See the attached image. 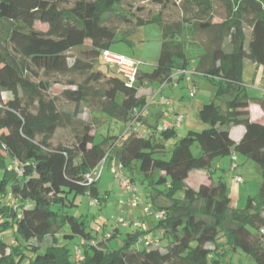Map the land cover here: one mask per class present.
<instances>
[{"label":"trees","instance_id":"1","mask_svg":"<svg viewBox=\"0 0 264 264\" xmlns=\"http://www.w3.org/2000/svg\"><path fill=\"white\" fill-rule=\"evenodd\" d=\"M124 1L77 0L66 8V0H0V264H208L211 253L225 259L237 249L252 264H264V125L251 121L248 111L251 104L264 109V99L250 98L241 82L245 61L264 71V0H156L164 7L177 4L181 18L171 23L161 14L148 20L123 16L136 26L157 23L161 32L155 66L150 72L138 68L133 85L108 65L107 72L96 68L115 38L106 18L117 15ZM216 5L225 16L218 23ZM76 50L82 58L71 60ZM192 62L195 73L218 90L198 111L207 128L187 132L164 160L162 140L174 137L176 128L147 127L150 134L139 136L131 126L147 105L139 91L145 82L158 89L174 73L190 70ZM69 75L84 81L66 82L75 89L62 97L74 110H59L48 97L47 79ZM85 104L123 123L125 140L97 141L78 110ZM143 120L142 112L137 119L142 127ZM239 125L244 134L235 142L230 130ZM60 128L78 129L73 148L51 144ZM194 144L199 156L191 152ZM233 153L261 170L259 193L242 210L231 208L221 178L196 190L185 184L193 170L207 171L210 179L213 162ZM107 159L131 172L137 167L150 179V189L166 186L157 196L168 205H157L151 194L153 207L165 213L156 227L166 246L160 239L157 245H138L140 233H129L120 248H109L105 240L117 228L93 240L87 222L67 212L79 195L99 201L98 179L86 176ZM73 238L81 245L71 254L65 243Z\"/></svg>","mask_w":264,"mask_h":264},{"label":"rangeland","instance_id":"2","mask_svg":"<svg viewBox=\"0 0 264 264\" xmlns=\"http://www.w3.org/2000/svg\"><path fill=\"white\" fill-rule=\"evenodd\" d=\"M75 1L77 0H66L65 7L70 8ZM117 13V15L108 16L105 22L106 26L116 31L114 42L111 44L108 51L111 54L124 56L126 59L136 64L142 72H150L153 66H155L160 53V28L157 23L136 26V20H132V22L125 21L123 16L130 19L132 17H138L148 20L151 17L161 14L164 22L171 23L181 18V12L177 4L174 5L169 2L166 4V7H164L162 3L156 0H125L121 6L118 7ZM214 16V23H218L225 18L224 11L218 5L215 6ZM41 29L45 30V27L42 26ZM198 39L202 41L205 40V35L199 34ZM70 57L71 60L75 57L82 58L77 50L71 52ZM98 60L99 64L96 68H99L102 72H107L108 66L102 54L99 56ZM193 64L194 62H192L190 69L194 67ZM255 72L256 66L254 64L246 63L245 66H243L241 82L243 86L247 87L248 91L252 89V84L256 80ZM69 80L82 83L84 78L79 75H69L64 77L51 76L47 79L50 85L48 97L55 101L59 110H74V105L68 103L62 97V92L64 90L75 89V86L66 84ZM55 81H59V83ZM194 82L197 93L194 98L188 97L192 82L188 83L185 79L181 80L177 76L172 78V84L166 86L161 94L157 93L155 85L145 82L139 91L146 96L147 100V105L143 110L144 127L156 128L160 131L164 124H171L176 113L182 115L184 118H189L190 122L200 121L198 113L195 110V105L199 102H204L202 104H205L215 100L218 86L201 75H196ZM101 85L102 84H99V87ZM161 97H165L170 106H161L159 103ZM5 98H9V96L7 95ZM216 103L218 105L222 104L219 100H216ZM78 110L81 118L89 122L92 126L91 133L97 134V141L109 137L110 141H114L118 138L119 143L125 140L124 133L126 128L123 123L111 119L101 111H94V109L86 106V104L80 105ZM185 125L186 120H184L182 126L185 127ZM185 128L186 129L176 128V135L174 137L168 140H162L165 146V154L162 157L164 160L170 159L174 145L187 132H201L207 127L204 125L202 128L195 129L187 125ZM78 133V129L60 128L56 130L52 137L51 144L54 147L62 145L66 148H73ZM191 152L194 156H199L200 149L194 144L191 147ZM9 162L8 160L7 163ZM239 165L242 179L245 182L243 185L237 184L232 174L229 172L224 174V171L221 170L219 175L216 176L217 179L221 178L224 182L227 181L229 186L232 183L231 189H227V191L231 199L230 206L232 209L236 210L244 209L249 198L257 197L262 181L261 170L256 164L243 159L242 163ZM113 168L118 170L119 164L107 159L100 170L96 185L99 201H91L86 193L79 195L75 199L76 206L67 209V212L75 217H82L87 222L86 225L93 240L105 239L108 234L114 233V229L117 228L116 235L109 240H105L109 248H120L123 245L126 234L129 233H140L139 237L141 239L147 238L149 241L160 239L161 247L166 246V241L162 238L161 231L156 227V222L145 212L147 205L153 207V198L149 192L151 191L153 196H157V192L166 190V186L156 185L155 189H150V179L146 178L137 167L134 168L132 172L129 168H122L120 176H116L113 173ZM155 174L159 177L160 172L157 171ZM121 181H129L131 187L135 189V192L131 193L123 189L120 185ZM199 182H201V180L198 176L190 177L191 186H197ZM132 199L135 200V207L131 206ZM90 202H94V204L91 205ZM54 209L57 210V207ZM119 218L124 219L128 223L138 221V223H140V228L136 229L132 226L124 228L123 224L117 222ZM4 239L8 241L9 236H5ZM65 245L72 254L74 248L81 245V243L78 238H73L67 241ZM136 245L137 244L134 243L133 246L136 247ZM207 262L208 264H252L250 258L242 254L238 249L231 252L225 259L211 253L208 256Z\"/></svg>","mask_w":264,"mask_h":264},{"label":"built area","instance_id":"3","mask_svg":"<svg viewBox=\"0 0 264 264\" xmlns=\"http://www.w3.org/2000/svg\"><path fill=\"white\" fill-rule=\"evenodd\" d=\"M101 54H102L105 62L107 63V65L111 69H113L117 74H119L127 82L128 85H133L134 84V82L136 80V77H137V71H138V68H139L136 64H134L132 61L126 59L124 56L111 54L108 50L102 51ZM174 75H176L177 77H180V78H185V80L187 82H191L193 80L192 78L195 75H198V74L195 73L194 69H190V70H187V71L176 72V73H174L172 75L171 80L169 82H165V83H163L162 85L159 86V88L157 89V93L158 94H161V92L164 90V88L166 86H168L169 84H172V78L174 77ZM261 92H262V95H264V88L261 90ZM195 95H196V88L194 87V85H192L191 89L189 90L188 97L189 98H194ZM159 103H160L161 106H164V107L170 106L168 100L165 97H161L160 100H159ZM144 108H143V110H144ZM143 110L136 112L135 118L132 121L131 126L133 127L132 129L139 136L146 137L147 135L150 134L151 129H149L147 127H142L139 124V122L137 121L138 117L143 112ZM183 122H184V117L182 115H176L175 116V121H174L172 126L174 128H180L182 126ZM166 127H167V125H163L162 129H166ZM102 166H103V163H101L100 166L97 169H95L92 173L88 174L86 176L87 180L92 181L93 179H98ZM18 167L19 166L16 163H14V168L16 169L17 172L19 170ZM234 168H235V165H234ZM121 169H122V167L119 165L118 170L113 168L112 171H113V173L116 176H120L121 175ZM234 180L237 183H242L243 182V179L240 176H235ZM120 185H121V187L123 189H125V190H127V191H129L131 193L135 192V189L131 187L129 181H126V182L125 181H121ZM131 202H132L131 206L135 207L136 206L135 200L132 199ZM90 204L92 205V204H94V202H90ZM145 212L155 222H158L159 220H162L165 217L164 211L156 210L151 205H147L146 206ZM117 222L123 224V227H125V228H127L129 226H132V227H134L136 229L140 228V223H138V221L137 222H129L128 223L124 219L119 218L117 220ZM137 244L138 245L139 244H143L145 246H150V245H153V244L157 245V241L156 240L155 241H149L147 238H145V239H141L140 238L138 240ZM79 253L80 252H78L76 255L79 256Z\"/></svg>","mask_w":264,"mask_h":264},{"label":"crops","instance_id":"4","mask_svg":"<svg viewBox=\"0 0 264 264\" xmlns=\"http://www.w3.org/2000/svg\"><path fill=\"white\" fill-rule=\"evenodd\" d=\"M246 63H250V62L245 61L244 66ZM255 73H256V80L252 84L253 85L252 89H250V91L247 90V94L250 98H263L264 99V95H262V92H261V90L264 88V71H263V69H261L259 67V68H256ZM175 76L176 75H174V77ZM195 77H196V75L192 78L193 79L191 81L192 83L191 82H188V83L195 85V82H194ZM180 79L183 80L185 78H180ZM196 95H197V93H196ZM202 103H204V102H199L197 105H195L196 106L195 110L197 113H198L199 109L204 105ZM248 111L250 114L251 121L264 125V109L263 108H261L258 105L251 104L248 108ZM175 115H179V114L176 113ZM184 120H186L185 127L187 125H189V127H194L195 129H198V128H202L205 125V124L203 125V123L201 121L190 122L189 118H187V117L184 118ZM174 121H175V117L172 119L171 124H164V125H173ZM185 127L181 126L180 128L186 129ZM243 134H244V127L241 125L233 126L230 130V137L235 142H238L241 139V137L243 136ZM242 160H243V158L238 156L235 153H233L232 155L227 156V157L218 158L212 164L211 170L213 171L214 174L211 176L210 179H209V174L207 171H205V170H193L188 174V177L185 180V184L194 190L198 189L200 185H209L211 183V181H215L217 179L216 176L219 175L221 170L224 171V174H227L228 172L231 173L233 176V179L235 176H240L242 178L241 172H240V165H239L242 163ZM234 165H235V168H234ZM192 176H198V178L201 180V182H199L197 184V186H191L190 177H192ZM237 184L243 185V184H245V182L243 180L242 183H237ZM225 185H226L227 189H231L232 183L229 186L227 184V181H225ZM150 194H152V193H150ZM155 203L159 206H166L169 204V202L167 200H165L163 197H160V196L156 197ZM263 216H264V213H263Z\"/></svg>","mask_w":264,"mask_h":264}]
</instances>
